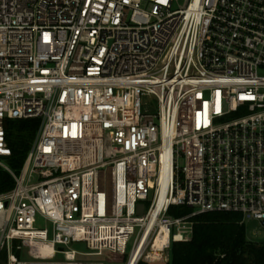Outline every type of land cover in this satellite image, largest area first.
I'll return each mask as SVG.
<instances>
[{"label":"built area","instance_id":"obj_1","mask_svg":"<svg viewBox=\"0 0 264 264\" xmlns=\"http://www.w3.org/2000/svg\"><path fill=\"white\" fill-rule=\"evenodd\" d=\"M0 169L6 264H166L212 212L264 229V0H0Z\"/></svg>","mask_w":264,"mask_h":264},{"label":"trees","instance_id":"obj_2","mask_svg":"<svg viewBox=\"0 0 264 264\" xmlns=\"http://www.w3.org/2000/svg\"><path fill=\"white\" fill-rule=\"evenodd\" d=\"M39 127L38 119L8 121L7 140L12 149L9 164L13 169L22 167ZM13 185L11 176L0 169V193ZM188 211V208L172 207L170 213L181 216ZM240 220L236 213L198 215L192 240L174 243L166 264H264V242L249 240L247 227ZM2 258L6 259V254Z\"/></svg>","mask_w":264,"mask_h":264},{"label":"rangeland","instance_id":"obj_3","mask_svg":"<svg viewBox=\"0 0 264 264\" xmlns=\"http://www.w3.org/2000/svg\"><path fill=\"white\" fill-rule=\"evenodd\" d=\"M142 106L144 109L147 108L150 110H155L157 107L156 98L153 96L142 97ZM151 200H152V196L150 200L146 203L147 207H149ZM37 227L42 229L44 228L43 220L38 221ZM247 238L251 241H256V242L264 241V229L261 227L258 221L250 220L247 222ZM72 247L73 249H75L76 252H78L79 257L83 261L102 259L105 256V254L103 255V253L90 252L84 243H75L72 245ZM129 249L130 247L128 248V250ZM107 256L113 257L122 263H125L127 260V255L120 256L112 253H107ZM0 261H1L0 264H6V259L2 258L0 259Z\"/></svg>","mask_w":264,"mask_h":264},{"label":"bare ground","instance_id":"obj_4","mask_svg":"<svg viewBox=\"0 0 264 264\" xmlns=\"http://www.w3.org/2000/svg\"><path fill=\"white\" fill-rule=\"evenodd\" d=\"M42 252L45 255H52L53 254V248L51 246H44L42 248Z\"/></svg>","mask_w":264,"mask_h":264},{"label":"water","instance_id":"obj_5","mask_svg":"<svg viewBox=\"0 0 264 264\" xmlns=\"http://www.w3.org/2000/svg\"><path fill=\"white\" fill-rule=\"evenodd\" d=\"M139 208H140V209H139V213H140V214H143V212H144V205H140ZM59 250L62 251L63 248H60ZM116 264H120V263H116Z\"/></svg>","mask_w":264,"mask_h":264}]
</instances>
